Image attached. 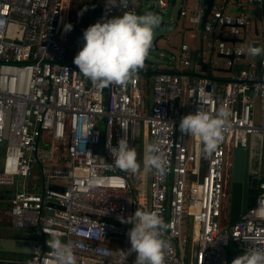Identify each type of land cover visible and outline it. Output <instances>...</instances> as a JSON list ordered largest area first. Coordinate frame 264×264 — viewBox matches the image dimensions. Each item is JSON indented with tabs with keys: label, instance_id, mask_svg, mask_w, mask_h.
<instances>
[{
	"label": "built area",
	"instance_id": "2783aa9c",
	"mask_svg": "<svg viewBox=\"0 0 264 264\" xmlns=\"http://www.w3.org/2000/svg\"><path fill=\"white\" fill-rule=\"evenodd\" d=\"M94 1L87 27L138 10L133 0L111 11ZM170 2L149 0L160 10ZM178 11L192 44L180 43L171 67L145 64L148 74L100 88L73 63L83 41L63 30L68 0H0V186L10 189L11 229L32 237L29 258L17 264H58L51 232L72 244L77 264H134V254L121 255L132 225L120 218L136 209L159 211L167 224L165 264H227L230 241L239 256L264 249V167L254 203L225 222L233 150L264 135V54L248 53L264 48V0H214L203 29L202 0H182ZM198 108L230 113L207 155L198 137L179 131ZM122 137L137 152L135 174L114 164L110 150ZM152 142L164 153L163 172L144 169Z\"/></svg>",
	"mask_w": 264,
	"mask_h": 264
},
{
	"label": "clouds",
	"instance_id": "9594fccd",
	"mask_svg": "<svg viewBox=\"0 0 264 264\" xmlns=\"http://www.w3.org/2000/svg\"><path fill=\"white\" fill-rule=\"evenodd\" d=\"M130 0H106V11L112 8L127 9ZM78 15H82L78 13ZM162 22L158 14L123 11L121 16L100 20L83 31V46L73 59L79 72L93 85L103 88L110 84L125 85L144 68L145 61L153 44L154 31ZM65 32L72 30L71 24H64ZM248 53L256 57L264 54V48L249 46ZM229 111L221 108L215 116H210L202 108L195 113L183 116L179 122V131L198 137L202 143V154L215 152L223 139V131L228 125ZM113 152L114 164L121 170L133 174L140 170L137 152L129 146L126 137L118 141ZM145 171L163 172L165 159L158 142L146 147L143 161ZM121 223L132 225L127 235L130 248L121 250L124 260L134 254V264H165L166 250L170 243L163 237L167 229L159 211L136 209L128 217L120 218ZM50 244L58 264H77L71 243H62L60 234L50 233ZM232 264H264V249L254 248L238 256Z\"/></svg>",
	"mask_w": 264,
	"mask_h": 264
},
{
	"label": "water",
	"instance_id": "95a60500",
	"mask_svg": "<svg viewBox=\"0 0 264 264\" xmlns=\"http://www.w3.org/2000/svg\"><path fill=\"white\" fill-rule=\"evenodd\" d=\"M214 0H202V17L200 28L203 29L204 21L207 17L211 4ZM175 0H171L170 4H174ZM141 9L143 14L146 12H152L162 16L163 13L160 9L154 8L149 0H144L142 4L139 3L138 10ZM137 10V14H138ZM179 18V11L177 10L176 19ZM168 23L162 20L160 27H167ZM157 28V29H158ZM160 36H157L153 39V44L150 50H156L157 40ZM231 40V39H230ZM232 41V40H231ZM242 57V56H241ZM233 58V55L230 56ZM151 62L145 61V64H149ZM203 69L206 68V65H203ZM138 73L142 75H146L149 71L139 69ZM192 75L199 76L196 73H191ZM6 135V134H5ZM263 134H252L249 138V144L246 148H235L233 150L232 156V182L230 185V197H229V210H228V220L229 222H233L235 219L239 217L240 214L244 213L247 207L251 206L254 203L255 195L257 192V178L252 177V173L256 170H251L249 166V162L252 160L254 155L253 147L258 144L262 146ZM259 155L261 157L260 151ZM261 159V158H259ZM261 162V160H260ZM12 233L8 235H0V251H13L17 253H31V245H32V237L30 232L27 230L19 231V230H11ZM239 256L238 249L234 242L230 241L227 246V264H232V261ZM0 264H17L12 257H1L0 256Z\"/></svg>",
	"mask_w": 264,
	"mask_h": 264
},
{
	"label": "rangeland",
	"instance_id": "374dc122",
	"mask_svg": "<svg viewBox=\"0 0 264 264\" xmlns=\"http://www.w3.org/2000/svg\"><path fill=\"white\" fill-rule=\"evenodd\" d=\"M138 3L142 4L144 0H137ZM197 0H188V3L191 5H195ZM182 4V0H176L174 4H169L168 7L163 8L161 11L163 13L161 17L162 20L166 21L168 23L167 27H160L158 29H155L154 31V38L157 36H160L157 40V46L158 48L156 50H150L149 55L147 57V61L156 64L159 68H168L171 67V64L169 60L171 59L172 55L177 54V47L180 44V41H183L187 43L188 45L192 44L191 39L188 37V31L190 30V23L188 20L184 22V26H186V31L183 34V37L181 38L179 35H177V31H180L183 27V19H176V13L179 7ZM139 7V5H138ZM138 14H143V11L141 9L138 10ZM165 36H168L170 39L167 41ZM250 138V137H249ZM262 146L256 144L253 147V153L256 155L260 151L261 154V162H262V168L264 167V136L262 140ZM3 147L4 143H0V163L2 161L3 157ZM36 182L38 180L36 179ZM5 189L0 186V190ZM229 210V200L226 201ZM6 199L2 200L0 199V226L3 227L6 225L9 229L11 228L8 223V216L5 213L6 209ZM226 223L229 222V220L226 219ZM1 257H12V258H18L20 259V256L23 257L21 259L29 258V253H17L13 251H0Z\"/></svg>",
	"mask_w": 264,
	"mask_h": 264
},
{
	"label": "crops",
	"instance_id": "0c3cea01",
	"mask_svg": "<svg viewBox=\"0 0 264 264\" xmlns=\"http://www.w3.org/2000/svg\"><path fill=\"white\" fill-rule=\"evenodd\" d=\"M102 1H106V0H97V3ZM133 1L137 6L139 5L137 0H133ZM94 2H95L94 0H68V21L69 24L72 25L71 34L80 36L82 41H83V31L87 28V22L92 18V10L95 5ZM81 12L82 15H78V13ZM98 20L100 19H97V21ZM184 32L185 30L183 26L180 31H177V35H179L182 38ZM165 38L167 41L170 39L168 36H165ZM182 42L183 41H180V43ZM9 195H10L9 188L0 190V199L2 200L6 199V201L8 202ZM6 208H7V203H6ZM21 258L23 257L20 256V259Z\"/></svg>",
	"mask_w": 264,
	"mask_h": 264
},
{
	"label": "flooded vegetation",
	"instance_id": "af4514ba",
	"mask_svg": "<svg viewBox=\"0 0 264 264\" xmlns=\"http://www.w3.org/2000/svg\"><path fill=\"white\" fill-rule=\"evenodd\" d=\"M259 152L256 153V155H253L252 160L249 162V166L251 168V170H256L254 173H252V177H256L257 181L259 178V173L262 169V162H260L261 159ZM225 178H226V189L227 191H230V185L232 182V164L231 166L227 167V169L225 170Z\"/></svg>",
	"mask_w": 264,
	"mask_h": 264
},
{
	"label": "trees",
	"instance_id": "16d2710c",
	"mask_svg": "<svg viewBox=\"0 0 264 264\" xmlns=\"http://www.w3.org/2000/svg\"><path fill=\"white\" fill-rule=\"evenodd\" d=\"M70 33H71V31H69ZM227 220H228V216H227ZM7 224H9V223H7ZM12 229L10 228H8V227H6V225H4L3 227H1L0 226V235H8L9 233H12V231H11Z\"/></svg>",
	"mask_w": 264,
	"mask_h": 264
}]
</instances>
